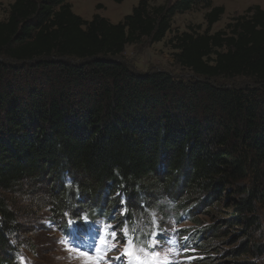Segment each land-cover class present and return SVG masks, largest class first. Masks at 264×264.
<instances>
[{
	"label": "trees",
	"instance_id": "16d2710c",
	"mask_svg": "<svg viewBox=\"0 0 264 264\" xmlns=\"http://www.w3.org/2000/svg\"><path fill=\"white\" fill-rule=\"evenodd\" d=\"M152 1L114 23L84 19L69 0H15L0 20V264H18L17 216L32 209L13 194L65 174L71 185L61 183L65 200L53 205L62 215L77 213L67 204L80 188L98 198L113 186L127 199L123 224L143 218L145 228L149 218L134 210L144 213L154 193L135 205L140 186L181 184L191 194L179 206L199 195L223 207L225 232L244 237L235 252L264 264V9L249 7L212 32L225 12L213 0ZM200 9L207 28L174 38L176 61L193 77L138 72L122 60L127 45L159 42L176 14ZM235 77L250 83H217Z\"/></svg>",
	"mask_w": 264,
	"mask_h": 264
},
{
	"label": "rangeland",
	"instance_id": "374dc122",
	"mask_svg": "<svg viewBox=\"0 0 264 264\" xmlns=\"http://www.w3.org/2000/svg\"><path fill=\"white\" fill-rule=\"evenodd\" d=\"M15 0H0V20L6 19L10 10V5ZM73 6V10L84 19L90 20L94 15H100L117 23L122 21L124 17L132 12L138 5L140 0H69ZM167 0H153L152 4H164ZM169 2V1H168ZM214 5L222 6L225 9L220 20L215 23L212 32L226 29L227 25L239 16L247 14L249 7L260 6L264 9V0H213ZM207 10H193L185 13L176 14L171 22L170 31L167 32L163 40L154 42L152 39L143 38L141 41L127 45L122 55V60L133 70L138 72H148L153 70H162L169 72L175 77L191 78L193 73L182 67L175 58L178 50L175 48L174 38L176 35L190 30L204 31L207 28L205 20V12ZM219 84L229 86H239L250 83L247 77L235 78H219ZM67 175L64 177H56L54 175L31 179L23 182L21 188L13 195L17 204L23 209L31 207L32 209L26 213H19L18 218L22 223L21 239H16L17 247L21 248L22 257L18 264H96L93 256L81 255L80 251L70 250L75 248L74 245L66 243L65 229L66 220L59 210H55L54 203H60L62 198V184L65 183ZM152 179V178H151ZM157 181V180H156ZM171 182V183H170ZM159 182L158 184H160ZM164 190L159 189V185L154 183H146L137 190V197L133 196L132 200L136 203V199L142 201L143 198L150 193H154V197L150 198L152 204L144 212L139 213L134 210L138 217L149 218L151 224L159 236L164 234L172 235L178 241L194 243L189 245L190 248L175 249L171 245L161 243V253L155 256L158 264H252L257 263L259 259L251 254L239 255L235 250L244 241V237L233 236L225 231L228 229L224 225L223 219L228 215V211L223 207L214 209L211 202L208 203L199 195L185 203L184 207L179 206L181 200L185 196H189L191 191L186 190L181 184H175L172 180L168 181ZM65 186V184H64ZM113 186L108 190H104L99 194L98 198L81 193L86 187L73 189V196L81 195L80 200L76 203L72 194L68 197L71 200L67 204L70 208L76 209L77 213L94 210L97 208L104 209L106 216L109 214L116 215L112 220V224L117 226L118 246L115 250H110L109 257L120 256L119 261H124V239L120 232L122 225L119 215L124 212L123 205L120 204L122 194H114ZM169 188V189H168ZM79 192V193H78ZM143 197V198H142ZM61 198V199H60ZM68 198V199H69ZM127 205V203H126ZM66 206V207H67ZM65 207V208H66ZM190 207V211L186 213V208ZM108 209V211H106ZM111 210V211H110ZM182 213L176 218V213ZM188 215L190 217H188ZM190 218V219H189ZM119 227V228H118ZM213 228H217L218 232L214 234ZM236 230V228L234 229ZM101 231L98 230V233ZM97 234L91 238H82L78 241L83 247L76 245L84 252H90L85 247L91 248L96 246ZM103 233V232H102ZM103 235V234H102ZM103 237V236H102ZM187 237V239H184ZM108 243L112 245L113 241L108 239ZM207 244V245H206ZM36 245L35 250L31 247ZM13 247V246H12ZM94 249V248H93ZM187 249V250H185ZM15 248L12 252L15 253ZM34 251L36 253H34ZM148 264H155L150 259H143ZM102 263L108 264L116 261L107 262L101 260ZM121 264H125L121 262Z\"/></svg>",
	"mask_w": 264,
	"mask_h": 264
},
{
	"label": "snow or ice",
	"instance_id": "6c2138e0",
	"mask_svg": "<svg viewBox=\"0 0 264 264\" xmlns=\"http://www.w3.org/2000/svg\"><path fill=\"white\" fill-rule=\"evenodd\" d=\"M122 214H126V213H122ZM108 231H109V236L108 237H102L100 243L104 244L105 249L107 250H115L116 247L118 246V240H117V231L114 229L113 226L111 225H106L105 226ZM128 235H129V229L128 226L125 225V228L123 229V239H124V244H125V249H124V253L123 256L124 257H135L138 264H148L147 261L143 260L140 258V255L137 253V245L140 243L138 242L135 237L132 240L128 239ZM155 235H159V233H156ZM108 239H111L113 241L112 245L109 246L108 245ZM184 239H187V237H184ZM66 243L71 244V241H65ZM155 245L151 244V243H147V244H143L140 247V252L145 253L146 255H156L158 256L159 253L155 252ZM70 250H75V251H80L81 255H85V256H92V252H84L78 248H72ZM187 250V249H185ZM96 253L100 252V248L97 247L94 250ZM104 259L106 261H119L121 259L120 256H116V257H107V255H105ZM100 261V257L97 256V261L96 264H99Z\"/></svg>",
	"mask_w": 264,
	"mask_h": 264
}]
</instances>
